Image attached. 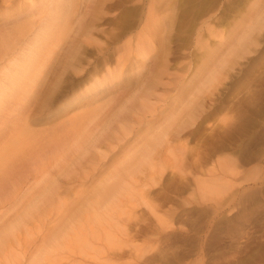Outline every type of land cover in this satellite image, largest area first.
<instances>
[{"label":"rangeland","instance_id":"374dc122","mask_svg":"<svg viewBox=\"0 0 264 264\" xmlns=\"http://www.w3.org/2000/svg\"><path fill=\"white\" fill-rule=\"evenodd\" d=\"M97 1L76 0L75 13L79 16L89 10L99 14L91 30L98 42H112L106 62L92 77L83 70L86 77L76 79L70 84L72 88L54 98L48 108L38 109L40 112L37 110L31 115L30 119L35 118L31 130L40 135L41 142L54 133L52 129V133L51 130L46 132L48 128L59 124L69 127L81 122L80 114L87 107L83 104L87 100L108 99L107 88L111 83H99L101 72L114 69L115 59L120 56L109 51L117 46L123 57L132 54V51L124 54L122 48L128 41L127 32L138 34L148 7L154 3L157 6L153 11L168 15L165 20L172 21V26L168 58L164 61L166 72L158 75L155 70L153 73V78L158 80L153 88L155 106L162 112L152 118L153 125L173 112L180 91L189 97L195 94L191 85L199 82L214 64L216 57L212 58L203 47L195 44L196 29L202 18L220 13L227 0H217V7L208 1L203 17L189 12L198 0H191L190 5L187 0ZM254 1L241 0L239 7L230 11L232 22L212 25L214 33L220 36L229 33ZM41 2L50 4L51 0H0V35L18 22L38 16V11L45 10ZM118 33L119 37L114 38ZM258 33V44L251 45L250 53L223 70L216 86L200 93L203 98L200 99L199 94L194 97L200 99V103L195 100L197 118L171 138L169 151L172 153L166 151L167 154L161 155L159 164L162 162L160 168L164 170L155 173L154 182L150 181L147 188L133 187L131 193L128 190L132 196L124 203H116L106 214L101 212L100 219L93 218L91 208L82 203V198L93 187V182L83 174L53 172L59 175L61 184L56 199L50 203L44 202L43 197L38 198L40 187L34 184L37 178L22 179V175L7 168L12 156L19 157V152L12 149V140L21 138V125L25 121L21 111L25 99L20 92L17 94L18 89L11 92L9 86L8 94L0 103L5 107H0V171H6L0 172V264H264V26ZM210 38H215L214 44L209 45L213 44L220 57L224 47L218 46L219 36H211L209 41ZM84 58L81 66L85 69L92 70L97 65L92 63L93 57ZM148 62L151 65L152 59ZM142 67L145 70V66ZM138 70L139 67H134L125 74L138 78ZM14 106L19 112L15 113ZM2 123L7 125L3 127ZM141 125L144 128V122L139 127ZM135 137L128 139L126 146L130 147ZM22 156L31 159L28 150L23 149ZM22 156L21 160L17 158L21 162L15 163L12 159L15 162L10 164L11 169L17 168L18 163L25 164ZM109 156L110 153L104 160L107 170L96 174V180L111 170L110 163L114 160ZM175 160L180 161L181 170L173 164ZM211 168L216 192L209 193L207 188L205 192L197 190L193 178L207 179V175L212 174Z\"/></svg>","mask_w":264,"mask_h":264},{"label":"bare ground","instance_id":"6f19581e","mask_svg":"<svg viewBox=\"0 0 264 264\" xmlns=\"http://www.w3.org/2000/svg\"><path fill=\"white\" fill-rule=\"evenodd\" d=\"M187 1L189 5L192 4L191 0ZM208 1L213 4V7L217 4V0H198L194 6L191 5L190 11H188L191 12L190 14L196 13L199 17H203L207 13L205 5ZM238 3H241V0H227L222 7L220 6V13L216 14L213 11V15L210 13L212 16L208 15L209 18H202L196 29L198 38L195 37L197 38L195 44L198 43L200 47L211 54L212 58L215 56L217 59L215 58L214 64L209 67L210 70L204 72L202 79L191 85L190 88L196 95L192 94L191 96V89H188L190 90L188 93L192 98L186 92L184 94L180 91L173 112L169 113L170 115L164 117L163 120L160 118L158 122L156 121L158 123L155 124L156 126L153 125L154 120L152 118H156V114L161 115L162 112H160L161 110L158 112V108L155 106L153 88L158 80L153 78V73L155 70L158 71V75L166 72L167 63L164 61H167L168 58L172 21L167 22L165 20L168 15L155 13L153 8L157 4L154 3L153 6L148 7L144 25L138 34L127 32L128 41L123 44L122 48L124 54L131 51L132 54L123 57V53H120V48L117 46L109 51L111 54L119 53L120 56L115 59L116 67L114 69L106 70L107 73L101 72L102 76L99 83H111L107 88L108 99L105 101L102 98H93L92 101L84 102L83 104L87 107L81 111L80 116L82 118L78 124L73 123L69 127L56 124L58 126L54 125L57 128L56 131L53 129L54 126L48 128L49 131L46 130L47 127H44L46 132L49 133L52 129L54 133L49 134L50 137L48 136L46 141L41 142L42 140H38L40 135L31 130L33 119H35H30L31 115L38 109L48 108L47 105L54 98L60 97L62 93H66L72 88L70 84L85 75L83 70H86L88 77L101 71L100 69L106 62V56L112 44V42H98V39L96 40L92 34L91 28L99 14L85 10L76 16V0H51L50 4L41 2L40 5L44 6L45 10L38 11V16L18 22L15 27L0 35V103L3 101V96L8 94L7 88L9 86L12 88L10 90L20 89L17 90V94L20 92L25 100L23 99L22 108L20 103L18 106L21 108L25 121L21 125V138L14 137L15 139L12 140V146H14L12 149L14 148L15 152H19V157L23 155V149L28 150L31 155V159L28 158L27 163L25 157L28 155L22 156L25 158L22 161L26 160L25 164L18 163L20 164V166L17 164L18 169L14 164L16 169L14 171L15 169H11L10 164L12 165V159L15 158L13 156L11 158L10 153L7 154L8 159L11 158V162L6 159L8 164L10 163L7 168L9 167L10 169H8L12 173L22 175V179H28L30 176H33L35 180L37 178L34 184L40 187L38 198L43 197L44 202L50 203L56 199L61 184L59 175L56 174H60V171L62 174L65 172L83 174L85 178L93 182V187L82 198V203H86L91 208L92 216L95 219H100L101 212L106 214L107 210L116 207V203H124L127 197L132 196L130 193L133 187L145 186L147 188L146 185L156 178L155 173L164 170L160 168L162 162L159 164V160L164 152L165 154L168 153L166 151H169L171 146V138L177 136L196 120L198 112H195L196 99L194 97L196 98L202 92L206 93V89L212 88V86L215 87L214 84L220 80L219 77L223 70L226 71L227 68L233 66L238 58H243L250 53L251 45L258 44L256 34L264 26V0L254 1L250 10L239 17L240 19L234 24L235 27L231 28L232 30L226 35L220 36L214 33L215 31L212 29L214 24L232 22L233 15L230 14V11L237 6L239 7ZM53 8L56 10L53 11ZM206 35L207 38H204ZM211 36L213 38L219 36L220 45L218 46L224 47L220 57L219 52L216 53L213 48L215 38H210L213 41H209ZM115 37H119V33ZM210 43L213 44L209 45ZM94 54L95 57L92 56ZM83 56L93 57L92 63L97 65L92 70L85 69L81 66L85 59ZM151 59L150 65L148 61L151 62ZM142 65L145 66V70ZM134 67H139L138 78H131L130 75L125 74L128 69ZM111 79L117 80V82H111ZM7 96L4 99H7ZM174 96L176 97V95ZM186 96H188L187 99ZM201 96L204 95H200V99L203 98ZM16 97L14 96V98ZM158 98L155 99L160 100ZM200 99L198 100L200 101ZM18 100L19 97L16 101L18 102ZM5 101L8 102L9 100ZM199 101L198 103H200ZM2 106L4 107V105H0V107ZM14 107L17 110L15 113L19 112V109ZM196 110L198 109L196 108ZM77 116L78 114L74 117L77 118ZM146 116H148V120L145 119ZM142 122H144V128L142 125L139 127ZM142 129L143 131H141ZM134 136L136 137L131 141L132 145L126 146L129 142L128 139L131 140ZM182 149L184 150V148ZM20 151L22 152L21 155ZM169 152L172 153V150ZM109 153V158L113 157L112 160H114L113 163H110L111 168H109L111 170L96 180V174L107 170L104 167V164H107L104 160ZM15 155L16 162H14L17 163L21 158L17 157V154ZM17 158L20 160L17 161ZM175 161L176 163L173 164H177L179 168L181 166L180 161ZM7 162L4 161L5 164ZM164 168L167 167L164 166ZM93 170H96L95 174L92 173ZM209 170L208 172H210ZM3 171L6 173L5 170ZM53 172L56 174H52ZM211 173H208L209 176L207 175L205 180H201L200 176L193 178L197 190L205 192L204 189L207 188L206 191L209 193L211 191L216 192L217 188L213 190L216 184L212 178L213 168H211Z\"/></svg>","mask_w":264,"mask_h":264}]
</instances>
